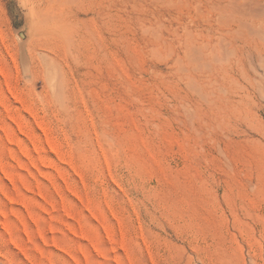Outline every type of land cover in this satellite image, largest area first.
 <instances>
[{"label": "rangeland", "instance_id": "1", "mask_svg": "<svg viewBox=\"0 0 264 264\" xmlns=\"http://www.w3.org/2000/svg\"><path fill=\"white\" fill-rule=\"evenodd\" d=\"M218 245L264 264V0H0V264Z\"/></svg>", "mask_w": 264, "mask_h": 264}, {"label": "bare ground", "instance_id": "2", "mask_svg": "<svg viewBox=\"0 0 264 264\" xmlns=\"http://www.w3.org/2000/svg\"><path fill=\"white\" fill-rule=\"evenodd\" d=\"M232 251L233 250H231L229 247L220 246V245L213 246V247H200L199 246L196 249L195 255L194 256H190V258L192 260L190 262L186 263V264H240L239 260L233 254ZM248 256H249L250 263L251 264H255L256 257L253 254V252H252V254L249 253Z\"/></svg>", "mask_w": 264, "mask_h": 264}]
</instances>
